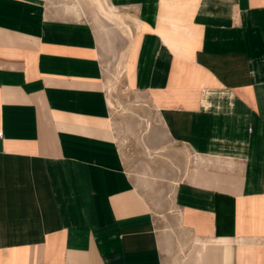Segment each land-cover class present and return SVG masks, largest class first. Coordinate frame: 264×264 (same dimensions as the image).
Segmentation results:
<instances>
[{
	"label": "crops",
	"instance_id": "crops-1",
	"mask_svg": "<svg viewBox=\"0 0 264 264\" xmlns=\"http://www.w3.org/2000/svg\"><path fill=\"white\" fill-rule=\"evenodd\" d=\"M101 3L0 0V264H264V0Z\"/></svg>",
	"mask_w": 264,
	"mask_h": 264
},
{
	"label": "rangeland",
	"instance_id": "rangeland-1",
	"mask_svg": "<svg viewBox=\"0 0 264 264\" xmlns=\"http://www.w3.org/2000/svg\"><path fill=\"white\" fill-rule=\"evenodd\" d=\"M90 1L96 6L98 17L100 20L101 19L108 20L109 22H111L112 25H114L115 29L117 28L119 30H122L123 32H126L124 29L128 30V25L123 21L122 17L120 19H116V17L111 15L112 11H110V9L107 10L102 5L101 0L99 1L103 9H105L107 13H111L109 16L106 15V11L105 12L99 11L98 5L96 2H94L93 0H90ZM112 52L113 54H116L115 47ZM112 58L114 59L115 56L113 55ZM120 72L121 71L118 70L117 63L116 65H114V62H113L110 68L108 69V73H107L108 81H110L109 86H108L109 88L119 83L118 79L116 78L117 77L119 78ZM137 101L138 100H136L133 95H131L130 97L128 96V98H126L123 103L121 102V104H119V106L117 107L116 113H115V118H116L115 119V123H116L115 124L116 125L115 138L118 144L124 148L125 154L128 156L130 160L129 162L130 167L133 171L134 170L137 171V168L139 169V167L136 166L138 162L140 163V166H141V163L143 165L145 162H148V159H149L148 154L150 153L144 148V146H142L141 144L140 145L138 144V142L139 143L142 142V139H143L142 133H143L145 123L138 120L139 118L135 114H132L130 112L127 113V111L135 112L136 109L134 105L138 103ZM120 123L124 125L122 128H120L121 127Z\"/></svg>",
	"mask_w": 264,
	"mask_h": 264
},
{
	"label": "bare ground",
	"instance_id": "bare-ground-1",
	"mask_svg": "<svg viewBox=\"0 0 264 264\" xmlns=\"http://www.w3.org/2000/svg\"><path fill=\"white\" fill-rule=\"evenodd\" d=\"M97 1V0H96ZM111 9H112V7H111ZM103 10V9H102Z\"/></svg>",
	"mask_w": 264,
	"mask_h": 264
},
{
	"label": "built area",
	"instance_id": "built-area-1",
	"mask_svg": "<svg viewBox=\"0 0 264 264\" xmlns=\"http://www.w3.org/2000/svg\"><path fill=\"white\" fill-rule=\"evenodd\" d=\"M0 135H1V132H0Z\"/></svg>",
	"mask_w": 264,
	"mask_h": 264
}]
</instances>
